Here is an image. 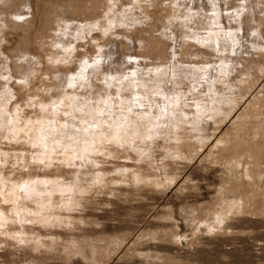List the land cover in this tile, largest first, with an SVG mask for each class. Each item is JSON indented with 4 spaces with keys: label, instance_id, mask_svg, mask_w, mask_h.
<instances>
[{
    "label": "rangeland",
    "instance_id": "rangeland-1",
    "mask_svg": "<svg viewBox=\"0 0 264 264\" xmlns=\"http://www.w3.org/2000/svg\"><path fill=\"white\" fill-rule=\"evenodd\" d=\"M259 1L245 25L258 30L239 32V50L224 39L216 48L194 39L208 34L210 0H0V264H264V100L254 101L264 92ZM244 2L222 4L219 31L239 28L227 18L236 11L244 19ZM220 57L230 59L240 88L244 77L256 83L240 91L244 99L219 130L207 112L199 129L186 122L197 103L228 109L208 91ZM161 63L156 81L151 69ZM133 70L147 83L135 89L145 101L132 113L128 142L102 135L86 155L92 160L78 158L77 135L102 123L85 106L91 82L117 105L120 89L133 90ZM217 85L235 96L229 83ZM155 87L167 98L153 95ZM148 95L156 107L175 103L154 129L142 112L152 106ZM211 133L199 152L198 140ZM232 146L240 152L231 161ZM71 181L81 186L58 191ZM30 187L54 192L39 200Z\"/></svg>",
    "mask_w": 264,
    "mask_h": 264
},
{
    "label": "bare ground",
    "instance_id": "bare-ground-1",
    "mask_svg": "<svg viewBox=\"0 0 264 264\" xmlns=\"http://www.w3.org/2000/svg\"><path fill=\"white\" fill-rule=\"evenodd\" d=\"M247 1L248 0H245L244 4H242V6L245 9H248V11H249L247 16L245 18L243 17L244 19L241 20L239 12H236V11H233L234 13H231L228 16V18H227V19H231V18L233 19L234 18L235 20H237V22L239 20V23H241L238 26L239 28H237L235 26H229L228 27L229 29H227V30L224 29L222 31H219V29H218L219 26L218 25L222 24L221 23V17L223 15V13H222L223 12L222 4L226 3L227 6H228L230 0H210V6H209L210 8L208 10H211L212 14L211 15L205 14V22H206L207 18H208L207 21L208 20L209 21L206 22V25L204 26L205 29L209 30L208 34H207V36H200L198 34V32H194V35H195L194 39L197 42L201 43V44L207 43V44H210V45L214 46L215 48H216V46L220 45V41L222 39H224V40H227L230 43H234L236 46L239 45V47H238L239 50L242 49L241 47L244 46V42L240 41L242 39H241V33H239V32L242 31L243 29L245 30L247 28V27L245 28V25H249L250 23H252L253 19L250 18V17L255 18L256 6H258V3L261 2L259 0H250V3L247 2ZM248 3H249V6H248ZM194 9L195 8L193 7L192 10H194ZM110 11H111V9H110ZM206 11H207V9H206ZM174 16L178 17L179 14L177 15V12H174ZM189 16L195 17L196 16L195 11H194V13H191ZM108 18H110L109 15H108ZM256 20L257 19H255L254 23L257 22ZM257 26H258V24L257 25H252L250 28H247V31H249V30L250 31H256V30H258ZM222 28H224V27H222ZM239 29H241V30H239ZM238 49L236 50L234 48L233 50H234V52H236V51H238ZM220 58H221L220 61H222L221 65L218 66L219 67L218 71H219L220 75L218 77H214L213 76V79L212 78L210 79L211 82H210V86L208 87V91L210 93L212 92L215 95V97L212 99L213 101H215V99L218 100L219 98L226 99L228 109L227 108L225 109L223 107L218 108V107H216V105L204 106L201 103H197L196 107L194 109L193 117L192 118H189V117L187 118V115H184V117L187 118L186 122H188V123H190V122L197 123L199 125V129H200V126H201V120L204 119V117H206L204 115V112H207L208 113L207 115L209 117L213 118V121L216 123V125L218 124L216 130H219L221 128V126L224 125V123L230 118L232 113L237 109V106H239L240 102L242 101L241 99H244L245 95H244L243 92L240 93V91L244 87L249 88L250 84H251L250 82H253L254 84L256 83V78L253 79L252 81H250V79H251L250 77H244V81H241V82L243 84H245V83H247V84L240 88L236 84V82H233L234 78L232 77V75H233V72H234V67L232 66V64L228 63V60H230V59H228L226 57H220ZM239 58L241 59V57H239ZM231 60L234 61L235 59H231ZM100 62H102V61L101 60H96V62H95L96 66L95 67H97L100 64ZM234 62H236V61H234ZM194 64H195V66H193V67H194L195 70H203L205 68V66H200L199 63H195L194 62ZM163 65H164V63H161L160 66H157L154 69H151L152 70L151 72H152V74L155 77L154 80L157 81V78L164 74L165 70L163 68H161V67H163ZM251 70L253 72V69H251ZM252 72H247V76L252 75ZM132 74H133V76L137 75V77H134V78L130 77V74L128 75L130 77V78L128 77V79H130V80H128V81H130L128 83V87H129V90H130L131 87L133 88V90H130L131 93L129 94V93H123L122 89H120L118 91V93H117V95L120 98V100L118 101L117 105H116L117 102L114 99L105 98V95L108 96L109 94H111V95L113 94L110 91H108L109 89L108 90L107 89L106 90L102 89L100 91L94 90L96 84L92 80H91L92 82L90 81L91 82V86L93 87V92H91L89 95H87L85 97V102H86L85 106L88 109L92 110V111L94 110L95 114L98 113L97 116H95V114L93 112V114L90 115V116L98 117L99 118L98 120L99 121L102 120L101 121L102 123L101 124L97 123L96 125L89 123L87 125V129L84 130L85 137H82V136H84V133H79V135H77V140L75 141V143H76V145H82V147L81 146H77V149L75 151L76 153L78 152V155L76 154L78 158L84 160L85 162H86V160H89V161L92 160V158L90 156H86V155L90 154L91 151L93 150V148H95L98 145L99 142H102L101 139H99L102 135L110 137L109 141H115V142L120 141L121 143L128 142L127 136L130 135L129 133H130V129H131L130 122L134 121L132 113H134L136 115V113L138 112L140 106L142 105V102L145 101L144 99L141 98L142 95H144V93L142 91H138L137 92L135 89L138 88L139 86H144L147 83V82L143 81V78L141 76H139L138 70H133ZM152 74H151V76L153 77ZM135 79H138V81H140V82H138V81L136 82ZM75 81L72 80L70 82L73 83ZM121 81H123V80H121ZM214 81H215L216 84L214 83ZM219 82L220 83L224 82V84L225 83H229L230 88H232L231 91H234L233 93L235 94V96L233 94H232L233 96L232 95L224 96V95L220 94L221 90L219 89V87L217 85V83H219ZM251 86H252V84H251ZM254 86H252V87H254ZM236 88H240L238 90V92H236L237 91ZM104 93H105V95H104ZM155 93H161L162 97L167 98L166 97V93L158 90L156 87L154 88L153 95ZM246 93L247 92H245V94ZM262 93H263V97L259 96V97L254 98V101L256 103L257 102H261L262 100H264V92L261 91V94ZM147 94H150V93H147ZM239 94H240V96H239ZM144 98H146V96ZM147 100H148V102L151 103L152 106L150 107V109L143 110L142 112L144 114L148 113V117H149L148 120L150 121V125L154 129V127L158 123L157 119H159V116H161V114L164 113V111L168 108L167 106H169V104H173L174 102H172V101L170 102L168 99H165V100H163L164 101L163 103H165V104L162 107H158V106L156 107L157 100L152 99L151 95L147 96ZM239 100H240V102H239ZM81 102H83V101H81ZM153 103H155V104H153ZM256 103L254 105H256ZM230 105H231V107H230ZM174 106H175V103H174ZM119 108H120V111H118ZM209 108H211V109L208 110ZM213 111H214V113H212ZM77 117H78V115H77ZM105 131H107V132H105ZM214 136H215V134L214 135L212 134V135H210V137L207 140H205L204 137L203 138L201 137L198 140L200 142L199 152L203 151L206 148V146L208 145L209 141L212 140L214 138ZM148 137H150V136H148ZM56 138H55V140H56ZM45 144H47V143H45ZM52 149H54V148H51V150ZM226 149L229 152L228 156H230L229 158H230L231 161L233 160V157L234 156H238V154L240 152L238 147H233L232 146V147H227ZM256 149L257 150L259 149L258 145H257ZM85 150H88V151L84 152ZM78 177H79V175H78ZM137 177H138V179L142 178V176H139V175ZM78 180L81 181V180H83V178L79 177ZM86 180L89 181V179H86ZM97 181L100 182L101 180L97 179ZM176 182H177V180L174 179L173 182H172V185H174ZM25 186H24V188H25ZM79 186H81V185H78L76 181L75 182L71 181V182H69V188H68V186H66L64 189L60 187L58 189V191L61 190L62 192L73 193L75 191L76 187H79ZM44 188H36V187H32L31 188L30 187L29 191L32 192V193L35 192L34 194L37 195L39 200H41V199H43L44 194H46V192H51V193L54 192V189H51L50 191H47L48 188H45V190H43ZM83 191H84V189L82 190V193H83ZM29 193H28V196L30 195ZM70 195H72V194H70ZM40 197H42V198H40ZM46 206H47V204H46ZM43 219L44 218H42V220Z\"/></svg>",
    "mask_w": 264,
    "mask_h": 264
}]
</instances>
